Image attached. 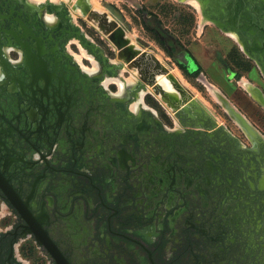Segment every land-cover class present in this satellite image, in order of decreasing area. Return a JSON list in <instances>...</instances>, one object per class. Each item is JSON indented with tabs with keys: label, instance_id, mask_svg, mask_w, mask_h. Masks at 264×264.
<instances>
[{
	"label": "flooded vegetation",
	"instance_id": "flooded-vegetation-1",
	"mask_svg": "<svg viewBox=\"0 0 264 264\" xmlns=\"http://www.w3.org/2000/svg\"><path fill=\"white\" fill-rule=\"evenodd\" d=\"M197 1L204 28L237 45L264 81V0ZM106 6L131 47L123 15ZM95 12L89 0H0V264H56L32 232L39 225L70 264H264V144L221 101L236 129L186 86L210 113L192 125L179 118L183 105L173 112L154 92L150 110L134 111V96L148 91L141 76L130 100H115L107 77L133 72L87 19ZM82 50L101 76L84 69L93 63Z\"/></svg>",
	"mask_w": 264,
	"mask_h": 264
},
{
	"label": "rangeland",
	"instance_id": "rangeland-1",
	"mask_svg": "<svg viewBox=\"0 0 264 264\" xmlns=\"http://www.w3.org/2000/svg\"><path fill=\"white\" fill-rule=\"evenodd\" d=\"M96 4L104 8H107L106 5H110L120 11L124 17L123 25L131 41H135L140 45L143 44L142 46L156 53L160 60L172 67L180 81L194 92L197 99L217 115L220 122L236 129L234 121L217 104L203 83L195 79L202 69L197 67L198 63L196 64L190 59L193 56L186 49L197 38V34L203 33L205 28L211 26L209 23L204 28L205 22L200 8L178 0H93L92 5L94 8ZM140 39L146 43L141 42ZM233 48L232 54L234 57L229 56L224 59L222 56H217L223 68L222 71L233 74L237 78L245 77L248 71L252 72L255 70L254 65L244 57L237 45ZM84 52L85 50H82V53H78L80 59L89 57ZM89 67L92 68L93 66L89 65ZM237 94L240 98H237L236 101H230L231 104L240 105L243 95V98L247 99L248 102L245 103L251 109L246 111L250 113L251 117L253 116L249 118L257 125L264 127V113H262L260 108L252 104L244 93L242 94L239 91ZM147 101L159 107L152 96H148Z\"/></svg>",
	"mask_w": 264,
	"mask_h": 264
},
{
	"label": "bare ground",
	"instance_id": "bare-ground-1",
	"mask_svg": "<svg viewBox=\"0 0 264 264\" xmlns=\"http://www.w3.org/2000/svg\"><path fill=\"white\" fill-rule=\"evenodd\" d=\"M89 2L92 4L93 0H89ZM187 3L195 5L201 9L200 2L197 0H187ZM75 9L77 13L81 14L79 7H76ZM94 9L97 11V13L95 12L97 15L93 14L87 19L97 29H100L105 36H109V40H112L113 44L118 49L119 57H124L123 59L126 60L128 66L133 72V77L129 79H125L124 77L122 79L111 78L110 76L107 77L105 82L106 86L108 84H113L112 82L118 83L119 90L117 94H114L115 100L119 102H127L132 98V94L130 92L138 85L137 76H141V78H145L146 80L150 79V81H147L148 91H141L138 94V100L131 106V108L138 113H140L144 108L150 110L145 102V97L148 92H154L159 99L161 98L163 102L167 103L168 106L172 108L173 112L193 98L192 93L186 88L187 86L185 87V85H183L179 77L176 73H174L172 67L166 62L160 60V57L156 53L152 52L151 49L145 48L142 46L143 44L139 45L135 41L131 43V47L125 46L127 41H124V39L120 37V33L122 34L125 32V29L122 24L113 17L111 11L106 10L98 4H96ZM105 19H107V22L110 24L116 22L119 26L118 29L116 31H111L109 26L107 28L104 27L106 23ZM52 20H54V17H52ZM233 38L237 39V36L233 34ZM84 54H87L93 63L92 68L83 65L84 69L92 76H101L100 66L98 65V61H96L95 57L91 56L87 51H85ZM243 84H246L245 80L243 81ZM209 90L211 96H213L216 101L220 102L222 97L220 92L213 86H209ZM152 112L155 111L152 110Z\"/></svg>",
	"mask_w": 264,
	"mask_h": 264
},
{
	"label": "crops",
	"instance_id": "crops-1",
	"mask_svg": "<svg viewBox=\"0 0 264 264\" xmlns=\"http://www.w3.org/2000/svg\"><path fill=\"white\" fill-rule=\"evenodd\" d=\"M224 37L225 36H223L220 32H218V30L210 26L205 28L203 30V33L199 35L197 34L196 40L191 44L190 50L193 56L197 59L203 72L202 73L203 77L200 80L202 81L207 91H209L208 86L211 85L220 92H222L228 98L229 101L232 100L236 101L237 98L239 99L240 96L237 93L240 91L242 92V94L244 93V95L250 100L252 104H254L256 107L259 108L256 102H254L253 98L247 92L246 87L243 84V81L245 80L248 83H251L252 85L260 88L263 92H264V81L259 79V77H257V74L253 71L252 72L248 71L247 75L245 77H242L240 81H237L233 74L225 73L222 71L223 68L219 63L217 56L219 57L222 56L223 58L233 56L231 50L232 43L226 41ZM214 68H216L215 73H213L211 70ZM240 102H241L240 105L236 106L234 104V106L237 109H239L253 124H255V126L259 129V131L264 135V127L257 125V123H255L250 119L253 116L251 117L250 113L247 112L246 110L250 111L251 109L247 104L248 103L247 99L245 100V98H243V95H242V100H240ZM152 107L154 108V106ZM260 110L262 111V113H264L262 109ZM157 113L160 114L161 121L164 123V125H167L169 128L168 130H166L167 133H172L174 131V129L172 130L171 127L172 119L169 117V115L165 113V111L163 112L164 114H161L160 110L158 109ZM174 124L177 127L175 128V130L177 129L180 132H183L185 130V127L182 126L177 119L174 120ZM167 133L163 137L167 140H170L171 137L168 136Z\"/></svg>",
	"mask_w": 264,
	"mask_h": 264
},
{
	"label": "water",
	"instance_id": "water-1",
	"mask_svg": "<svg viewBox=\"0 0 264 264\" xmlns=\"http://www.w3.org/2000/svg\"><path fill=\"white\" fill-rule=\"evenodd\" d=\"M205 6L201 5L202 13L205 14ZM212 22L221 25L220 22L213 21ZM243 46H246V43L243 44ZM248 54V53H247ZM250 56V54H248ZM251 57V56H250ZM262 72L264 73V69L261 67ZM246 90L249 93V95L253 98V100L260 105L262 108H264V94L263 92L256 86L252 84H248L246 86ZM138 97V96H134ZM221 104L225 108L226 112L234 118L238 126L245 132V134L251 139L253 142V145H255V142L258 144H264V138L262 135L258 132V130L249 122V120L246 118L244 114H242L234 105H232L225 97H221ZM180 112V120L184 119L185 115H188L190 118V121L188 122V125H192L191 122L197 115L204 114L205 116H210V113H208V110H204L202 107V104L196 100L193 99L189 102H186L185 105L182 106V108H179ZM183 122V120H182ZM213 123L215 124L214 120ZM200 124H204L203 121H200ZM254 147V146H253ZM256 151V149H255ZM4 192L9 196L12 203H14L15 206H18L15 201L13 200L11 194L9 193V190L5 186H1ZM21 212L24 219L27 220V217L25 216V212L18 208ZM33 234L35 235L38 243L43 246L50 256L53 258V260L56 262V264H70L68 260L64 257V255L60 252L57 245L48 237V234L43 230V228L39 225L38 227H33L32 230Z\"/></svg>",
	"mask_w": 264,
	"mask_h": 264
}]
</instances>
